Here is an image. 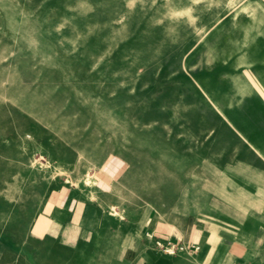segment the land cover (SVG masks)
Here are the masks:
<instances>
[{"label":"rangeland","instance_id":"1","mask_svg":"<svg viewBox=\"0 0 264 264\" xmlns=\"http://www.w3.org/2000/svg\"><path fill=\"white\" fill-rule=\"evenodd\" d=\"M229 254L264 264V0H0V264Z\"/></svg>","mask_w":264,"mask_h":264},{"label":"crops","instance_id":"2","mask_svg":"<svg viewBox=\"0 0 264 264\" xmlns=\"http://www.w3.org/2000/svg\"><path fill=\"white\" fill-rule=\"evenodd\" d=\"M245 165H246V163H241L240 162V164H239V167L240 166H242V167H245ZM208 167L209 166H207V169H208ZM59 227H61V228H63L64 229V225H58V224H51V226H50V232H52V231H57V230H59ZM192 232L193 231H189V237H190V235L192 234ZM77 234V233H76ZM182 232H172L171 234H169L167 237H165L170 243H175V242H177V240L176 239H182ZM189 237L187 238V239H185L187 242L186 243H188V240H189ZM218 246L217 247H222L223 245H222V243L221 242H218V244H217ZM231 247H233V246H231ZM235 258H236V255H232V254H229V255H227V256H223V257H221L219 260H220V262L218 263V264H234L233 262H235ZM187 261H189V262H193L192 260H190V259H188ZM206 261H212L211 260V258L210 259H208V260H206ZM195 262H197V263H195V264H209V263H205L204 262V260H196ZM190 264H194V263H190Z\"/></svg>","mask_w":264,"mask_h":264}]
</instances>
